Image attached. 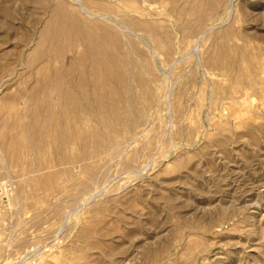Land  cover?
I'll return each mask as SVG.
<instances>
[{
    "label": "rangeland",
    "instance_id": "obj_1",
    "mask_svg": "<svg viewBox=\"0 0 264 264\" xmlns=\"http://www.w3.org/2000/svg\"><path fill=\"white\" fill-rule=\"evenodd\" d=\"M0 264H264V0H0Z\"/></svg>",
    "mask_w": 264,
    "mask_h": 264
}]
</instances>
